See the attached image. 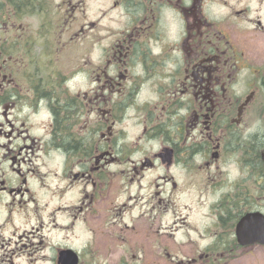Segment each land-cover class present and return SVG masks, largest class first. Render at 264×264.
Here are the masks:
<instances>
[{"label":"flooded vegetation","instance_id":"obj_1","mask_svg":"<svg viewBox=\"0 0 264 264\" xmlns=\"http://www.w3.org/2000/svg\"><path fill=\"white\" fill-rule=\"evenodd\" d=\"M91 1L0 0V264H264V0Z\"/></svg>","mask_w":264,"mask_h":264},{"label":"rangeland","instance_id":"obj_2","mask_svg":"<svg viewBox=\"0 0 264 264\" xmlns=\"http://www.w3.org/2000/svg\"><path fill=\"white\" fill-rule=\"evenodd\" d=\"M109 1H111V0H100V5H105ZM89 3H90L89 9H91L92 1L89 0ZM165 189H166V193L169 194L171 196V198L176 197V200H175L176 203L173 201L174 204L172 207L183 208L188 203L189 197H188L186 192L181 193V190L180 191H173L171 185L167 186ZM143 191H145V190H143ZM173 192H174V194L172 195ZM179 193H181V194H179Z\"/></svg>","mask_w":264,"mask_h":264}]
</instances>
